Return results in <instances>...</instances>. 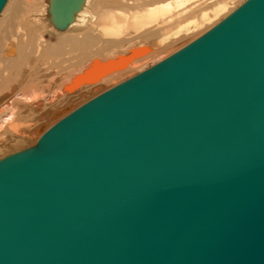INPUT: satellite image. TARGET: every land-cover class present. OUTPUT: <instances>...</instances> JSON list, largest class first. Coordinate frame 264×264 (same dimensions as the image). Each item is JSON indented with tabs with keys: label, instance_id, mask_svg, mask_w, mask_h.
Instances as JSON below:
<instances>
[{
	"label": "water",
	"instance_id": "1",
	"mask_svg": "<svg viewBox=\"0 0 264 264\" xmlns=\"http://www.w3.org/2000/svg\"><path fill=\"white\" fill-rule=\"evenodd\" d=\"M0 264H264V0L0 157Z\"/></svg>",
	"mask_w": 264,
	"mask_h": 264
},
{
	"label": "bare ground",
	"instance_id": "2",
	"mask_svg": "<svg viewBox=\"0 0 264 264\" xmlns=\"http://www.w3.org/2000/svg\"><path fill=\"white\" fill-rule=\"evenodd\" d=\"M65 1L68 0H6L0 10V94L11 91L19 77L27 76L28 79L24 80L27 82L26 85L23 83L22 89L12 90L11 96L0 104V152L12 143V137H21L20 131L31 127L25 122L41 116L49 105L47 103L51 105V115L56 114L89 89L131 69H135V74L144 70L166 57H162L157 49L162 41L205 22L209 9L214 5H221L218 12L229 9V2L223 4L226 0H200L194 3L191 0H79L69 14L72 4ZM103 2L117 6L107 10ZM58 5L63 12L61 15L70 17L66 24H60ZM48 26L63 33L71 31L65 36V43L62 41L58 45L45 47L41 29ZM130 31L146 41L107 60L97 56L89 58V64L74 70L56 86V90L50 89L54 80L49 87L45 81L37 83L32 75V60L36 57L47 61L63 56L67 51L87 50L101 43L97 34L103 37L118 36ZM150 40H157L158 43L150 45ZM40 125L36 130L43 128ZM10 134L14 136L10 138Z\"/></svg>",
	"mask_w": 264,
	"mask_h": 264
},
{
	"label": "rangeland",
	"instance_id": "3",
	"mask_svg": "<svg viewBox=\"0 0 264 264\" xmlns=\"http://www.w3.org/2000/svg\"><path fill=\"white\" fill-rule=\"evenodd\" d=\"M166 1L167 0H161V2H166ZM243 1L244 0H226L223 4L229 2L230 3V4L228 3L229 9H227L224 12L221 11L222 13L218 12L220 10V7H221L220 4H217V5H214L213 7H211L208 11L207 18L204 20L205 22L198 23L195 26H192L191 28L181 32L180 34L171 36L170 39L162 41L160 46H158V48H157V49H159V51H161V53H162L161 56L162 57L168 56L169 54L176 51L177 49H179L180 47H182L183 45H185L189 41L193 40L195 37H197L198 35L203 33L205 30H207L212 25H214L216 22H218L223 17H225L227 14H229L234 8H236ZM190 2L191 3L192 2L193 3L194 2H200V0H191ZM103 4H104V8L106 6L107 10L114 9L117 6L116 4L107 3V2H103ZM41 31L44 33L43 40L45 42V44H44L45 47H48V46L52 47V46L58 45V42H62V41L65 43V36L69 35L71 32V31H69L68 33H63L60 31H56L53 27H50V26H48L46 28H42ZM96 37L97 38L99 37V39L101 40V43L96 44L87 50L67 51L66 53H64L63 56L53 57L50 60L47 59V61H45V59H43V58H38V57L34 58L32 60V61H34V66L31 67V70H32V75L35 77V81L37 83L45 81L46 83H48V85L50 87V84L54 80L55 83H53L51 85L52 88H50V89H51V91L56 90V86L59 83L63 82L67 76H70L74 70L82 69V67L85 64H89L88 63V62H90L89 58H91L93 56H97V57L102 58V60H107L111 57H114L115 55H117L119 53H125L127 51H130V48H132L131 46H135V45H138L140 42L146 41V39H143L140 35H138L134 31H130L129 34L122 33L118 36H106V37L101 36V34H97ZM148 43L150 45H155L158 43V41L157 40H150ZM63 45H65V44H63ZM161 56H159V58H161ZM26 70H29V69L27 68ZM134 70L135 69H131L130 71H127L121 75H118L117 77L112 78L107 82H104V84L102 83L101 85L96 86V88L94 87L95 89L94 88L89 89L86 93L81 94L82 96L79 99L77 98L76 100L70 101V102H68V104L64 105L62 107L63 109L56 114L51 115V111H52L51 105H50V103H47L49 105H47V107L42 111L41 116H39L38 118H36L32 121L25 122L26 125H30L31 127L22 129L20 131L22 134L21 137L17 138L16 136L10 134V138H11V136H14V138L12 137L13 140L11 138L12 143H10L7 147H5L0 152V154L2 153L0 157L4 156L10 152H13V151H16V150H19L21 148H25L29 145L34 144L36 141V138L39 135H41L54 122H56L58 119H60L62 116L69 113L71 110H73L74 108H76L77 106L82 104L83 102L87 101L88 99L92 98L96 94L100 93L101 91H103V90L113 86L114 84L124 80V78H128V77L134 75L135 74ZM26 77L27 76H25V77L21 76V78L19 77L17 82H15L16 84L13 85L12 90L18 91V89L19 90H20V88L22 89L23 83L26 85V82H27V81L24 82V80H28V79H26ZM114 80H116V81H114ZM11 91L6 90L4 92V94L3 93L0 94V104L2 102H4L8 97L11 96V94H10ZM6 94H7V96H5ZM60 98H61V96L58 99H60ZM59 103H60V101H59ZM47 118H49V119H47ZM46 119H47V123H46ZM41 122H42V124H41ZM39 125H40V127H43V128H41L40 130H36V128H38ZM26 134H28V135H26ZM13 141H15V142H13ZM3 152H4V155H3Z\"/></svg>",
	"mask_w": 264,
	"mask_h": 264
}]
</instances>
